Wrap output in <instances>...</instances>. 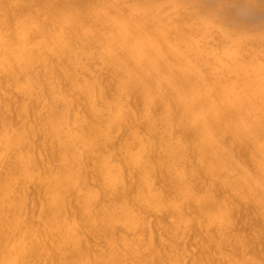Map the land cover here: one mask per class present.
<instances>
[{
    "label": "snow or ice",
    "instance_id": "snow-or-ice-1",
    "mask_svg": "<svg viewBox=\"0 0 264 264\" xmlns=\"http://www.w3.org/2000/svg\"><path fill=\"white\" fill-rule=\"evenodd\" d=\"M0 80V264H264V0H0Z\"/></svg>",
    "mask_w": 264,
    "mask_h": 264
},
{
    "label": "bare ground",
    "instance_id": "bare-ground-1",
    "mask_svg": "<svg viewBox=\"0 0 264 264\" xmlns=\"http://www.w3.org/2000/svg\"><path fill=\"white\" fill-rule=\"evenodd\" d=\"M252 56L254 57H259V49H255V51L252 53ZM8 88V84L5 80H0V104H3V97L5 95V89ZM10 94V93H9ZM37 154L39 155V149H37ZM39 211V209L37 208V212ZM244 211V210H242ZM251 214V212L249 213ZM154 227H156L158 229L159 225H154ZM156 237L159 238V231L157 230L155 233ZM255 253L257 258L259 257V253H260V243L259 241L256 242L255 244Z\"/></svg>",
    "mask_w": 264,
    "mask_h": 264
}]
</instances>
